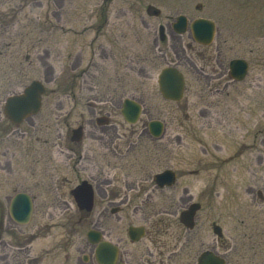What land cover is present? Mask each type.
<instances>
[{
	"label": "rangeland",
	"instance_id": "1",
	"mask_svg": "<svg viewBox=\"0 0 264 264\" xmlns=\"http://www.w3.org/2000/svg\"><path fill=\"white\" fill-rule=\"evenodd\" d=\"M148 6L160 15H147ZM178 15L189 23L197 18L215 22L210 48L197 47L198 67L245 59L249 69L240 88L211 92L180 67L188 85L183 98L171 102L161 97L158 73L173 61L180 44L194 45L188 31L172 35L171 22ZM6 22H15L16 36L11 31L4 40L0 34V97L20 92L33 80L45 87L41 110L20 126V141L6 142L9 154L16 151V176L28 185L30 167L36 170L39 204L58 192L68 196L76 181L78 147L68 138L82 121L83 104L129 96L145 104V128L158 119L165 123L166 142L171 135L186 136L168 153L150 155L149 174L166 167L195 174L181 175L173 188L151 189L149 207L170 212L163 215L175 236L181 231L180 211L200 203L191 233L192 264L206 249L227 264H264V0H0V24ZM160 24L166 29L165 45L158 42ZM143 69L148 71L145 83ZM120 188L117 184L115 192L126 193ZM103 194L93 211L102 220L114 205L109 204L111 191ZM133 199L137 205L124 204L116 227L109 220L101 227L108 240L118 243L127 264H145V238L133 243L126 233L129 224L145 221L141 202ZM53 212H59L56 203ZM212 223L221 227V237L213 233Z\"/></svg>",
	"mask_w": 264,
	"mask_h": 264
},
{
	"label": "flooded vegetation",
	"instance_id": "2",
	"mask_svg": "<svg viewBox=\"0 0 264 264\" xmlns=\"http://www.w3.org/2000/svg\"><path fill=\"white\" fill-rule=\"evenodd\" d=\"M147 14L149 15L148 12ZM14 25L15 22L0 24V34L4 40L10 38L11 31L14 32L13 36H16V31L12 27ZM172 32V35L180 36L173 30ZM17 35L20 36L19 33ZM166 41L167 39L160 42L165 45ZM193 43L194 45L187 46L180 44L179 49L175 50V58L166 65L177 67L182 72L184 92L188 85L183 70L192 75L195 83L206 84L211 92H230L240 88L244 80L232 79L229 67L231 59L224 64L216 65L217 59L215 58V67L208 69L207 64L203 63L199 68L200 59L197 47L206 50L210 48V45L203 46L194 41ZM4 45L10 47L11 42L6 41ZM161 51L164 54L167 53L166 48H161ZM201 54L204 52L202 51ZM129 69L127 70L129 77L127 88L131 84L132 66H129ZM147 74L146 69L141 70L143 83H145ZM119 85L123 90L124 81L119 82ZM17 93H10L3 99L0 97V264H98L95 252L102 242L108 243L110 249L115 248L114 264H127L118 243L106 238L101 224H104V220H109L113 223V227H116L115 222L124 211V204L133 202L135 206L137 205V200L133 198L141 202L145 211V221L141 225L129 224L126 233L128 240L133 243L145 238V264L193 263L191 245L194 237L191 233L196 226L195 218L192 228H189L178 217L181 231H177L174 236L169 231L167 217L165 218L170 212L164 210L166 211L163 213L164 216L159 214L162 211L149 207L151 189L163 191L173 188L181 175L195 174L191 170L178 174L171 167L163 168L152 177L149 174L150 155L156 152L166 154L170 146H181L183 140L186 139L185 135L168 136L169 139L166 142L162 139L165 137L164 133L160 136L151 134L148 124L145 128V104L141 100L138 101L124 95H117L104 102L96 101L97 99L88 100L83 104L84 111L82 121L78 125L80 130L78 138L72 132L68 138L70 144L78 147L77 164L73 166L78 168L76 181L73 183L70 179L68 180L70 184L73 183L69 188L68 196L58 192L56 198L44 199L39 204L36 170L30 167V178L27 185L25 181L16 176L13 166L16 151L9 154V148L6 146V142L18 143L22 137L20 126L23 122L15 124L4 114L7 97ZM127 99H133L140 104L141 111L135 123L128 122L123 114L124 102ZM73 149L70 148L71 153L74 152ZM72 155L69 154L68 157L72 158ZM166 170L171 171L172 174L170 185L165 179L160 180L161 182L156 180V176ZM117 184L118 187H122L120 189L126 190V193L115 192ZM81 185L88 187L92 192L90 210L81 204L82 198L80 200L75 198L74 191ZM4 186H8L7 191L4 190ZM108 190L111 191L109 204L114 205L109 209L110 214L102 220L101 215L96 216L93 211L96 208V200H101L103 191ZM19 195L21 198L18 197ZM103 195L105 196V193ZM54 203L59 207L58 213L53 212ZM29 206L30 215L28 216L26 213L29 212ZM94 216L96 218L93 220ZM89 220L92 222H89V228L86 229ZM131 227L142 228V237L135 241L136 234L129 233ZM90 231L95 233L98 240L88 236ZM205 251L212 250L206 249L202 252ZM197 261L198 255H196V264Z\"/></svg>",
	"mask_w": 264,
	"mask_h": 264
},
{
	"label": "water",
	"instance_id": "3",
	"mask_svg": "<svg viewBox=\"0 0 264 264\" xmlns=\"http://www.w3.org/2000/svg\"><path fill=\"white\" fill-rule=\"evenodd\" d=\"M199 8L200 5H197ZM153 14H158L159 11L153 7H149ZM187 19L185 16L180 15L177 17L176 22L173 24V28L178 34H182L187 30ZM190 31L193 39L200 44H210L213 40L215 34V24L207 19H196L190 24ZM160 38L164 40L165 35L163 33V27L159 28ZM248 65L244 60L236 59L230 62V73L231 76L236 79H242L247 73ZM158 86L162 97L166 100L179 101L183 96L184 82L182 74L174 67H166L161 70L158 76ZM45 91L43 84L38 81H32L28 86H26L23 91L17 95H13L7 98L4 112L6 117L9 118L15 124L21 123L24 119L35 115L38 113L41 107L42 95ZM140 107L133 100H127L124 104L123 114L126 120L130 123L136 122L139 115ZM149 129L151 134L154 136H160L163 132V124L160 121H151L149 123ZM80 130L76 129L73 133L78 138ZM167 184H172V174L171 171L167 170L156 176V180H164ZM75 198L77 200L81 199V204L85 205L87 210L92 207V192L91 190L81 185L74 191ZM19 198H21L19 196ZM79 202V201H78ZM199 208V204H192L187 210L181 213V222L186 226H193V218L195 212ZM28 212L26 213V215ZM213 231L219 237L222 236L221 228L217 225L213 226ZM129 233H135V240H138L143 235L142 228L131 227ZM134 235V234H133ZM92 239L98 240L93 231L88 234ZM94 239V240H95ZM96 260L99 264H114L116 258V250L110 249V245L106 242L99 244L96 250ZM198 264H225L223 258L215 255L212 252H204L199 260Z\"/></svg>",
	"mask_w": 264,
	"mask_h": 264
}]
</instances>
